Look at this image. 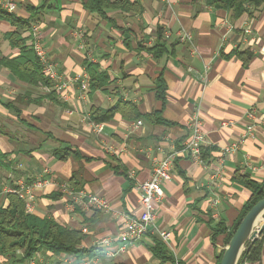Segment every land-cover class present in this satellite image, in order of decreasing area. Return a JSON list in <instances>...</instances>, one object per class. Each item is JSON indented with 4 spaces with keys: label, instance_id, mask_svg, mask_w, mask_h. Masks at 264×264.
I'll list each match as a JSON object with an SVG mask.
<instances>
[{
    "label": "crops",
    "instance_id": "0c3cea01",
    "mask_svg": "<svg viewBox=\"0 0 264 264\" xmlns=\"http://www.w3.org/2000/svg\"><path fill=\"white\" fill-rule=\"evenodd\" d=\"M14 1L17 18L28 19L29 9L39 10L33 19L40 25L41 43L63 81L89 75L88 65H96L108 80L83 99L78 85L71 84L63 99L60 93L47 96L41 85L26 84L0 67V192L38 178L51 181L34 190L32 214L81 231L80 247L97 248L104 238L116 241L122 213H141L135 184L150 178L156 161L176 152L172 179L163 185V200L156 205L154 231L123 251L114 242L109 248L113 256L100 249L94 264H158L150 251L158 231L171 233L165 244L174 262L217 264L225 235L213 236V231L218 223L230 227L250 197L235 179H264V6L252 16L232 19L229 11L207 6L205 0H129L138 11L109 10L108 19H101L86 11L82 0ZM15 30L0 20V59L19 54L5 38ZM180 31L191 34L190 42L178 40ZM21 37L29 45L28 29ZM158 44L165 51L155 59L148 50ZM236 50L251 53L245 65L235 56L226 58ZM158 78L166 88L164 104L155 97ZM117 103L132 104L139 118L115 112L95 134L91 111ZM153 112L163 123L146 119ZM195 115L205 134L200 162L183 150ZM234 145L236 151L223 154ZM65 148L80 158L59 160ZM63 183L105 197L115 215L68 203L58 196ZM7 205L2 194L0 206ZM20 257H0V264L30 261ZM34 258L60 264L56 256Z\"/></svg>",
    "mask_w": 264,
    "mask_h": 264
},
{
    "label": "trees",
    "instance_id": "16d2710c",
    "mask_svg": "<svg viewBox=\"0 0 264 264\" xmlns=\"http://www.w3.org/2000/svg\"><path fill=\"white\" fill-rule=\"evenodd\" d=\"M82 4L86 11L101 19H108L107 12L109 10L136 12L139 9L137 3H131L129 0H82ZM205 4L215 9L227 10L231 13L232 19H237L243 14L252 16L255 11H259L264 6V0H205ZM29 11L30 17L22 19L0 9V20H5L16 27V30L7 33L5 38L11 48L19 50V54L14 58L2 57L0 67L6 68L14 77L26 84L51 88L52 84L41 73V66L37 57L30 46L26 45V38L21 37L22 32L29 29L30 24L34 22L33 18L39 10L29 9ZM158 38L159 40L162 38L161 31L158 33ZM148 51L153 58L157 59L164 53L165 45L158 44ZM233 56L240 59L245 65L251 58V53L236 50L232 51L226 58ZM87 71L90 79L89 91L99 89L107 83V76L105 73L99 72L96 65H88ZM155 89L156 99L164 104L166 88L161 78L157 79ZM46 95L53 96L54 92L51 91ZM124 111H127L133 119L139 118V114L132 104L117 103L113 108L107 110L93 109L89 119L93 123H101L115 112L124 115ZM149 117H154L158 122L163 123L158 112L151 113L146 119ZM59 152H56L55 156ZM59 154L57 156L59 160H66L68 156H73L75 159L80 158L77 151L69 148L63 149V152ZM201 159H204V148H202ZM235 180L250 192V197L230 227L218 223L213 231V236L220 233L225 235V246L243 217L264 197V179L260 183L251 180L248 176L237 177ZM58 196L62 195L58 194ZM5 197L8 199V205L5 208L0 206V257L15 259L20 254L19 260L24 262L31 259L35 254H41L44 257L46 255L72 256L75 260L93 259L101 254V250L98 248L83 249L80 247L83 239L81 231L67 229L52 218H39L34 214L26 213L23 202L14 194L8 193ZM152 240L153 246L150 251L153 257L159 261L158 264L166 262L182 264L173 261L166 244L160 238L154 236ZM263 244L264 231L256 241L247 244V250L242 253L238 264H261ZM222 254L223 251L217 258V264H219Z\"/></svg>",
    "mask_w": 264,
    "mask_h": 264
},
{
    "label": "built area",
    "instance_id": "2783aa9c",
    "mask_svg": "<svg viewBox=\"0 0 264 264\" xmlns=\"http://www.w3.org/2000/svg\"><path fill=\"white\" fill-rule=\"evenodd\" d=\"M158 1L164 4L172 3V0ZM0 9L8 14H12L16 9L15 1L0 0ZM40 35L41 29L39 23L32 22L28 29L29 46L40 63L43 77L52 84L51 88L43 87L44 91L46 93L51 91L54 93H60V95L63 96L62 98L66 99V91L68 90L69 85L77 84L81 91V99H83L89 91V75L85 74L82 78H73L69 82L63 81L61 76H59L55 70L53 64L48 62L47 52L41 43ZM177 38L181 42H190L192 39L190 33L183 31H180L177 34ZM88 120L92 131L97 135L101 134L103 124L93 123L89 118ZM139 125H141L140 121L137 122V126ZM188 129L190 134L183 145V150L189 153L193 161L200 162L202 148L205 144V134L201 128V122L197 115L191 117L189 120ZM238 147L239 146L234 145L225 148L223 154H231L236 151ZM176 154V152H171L163 159L156 161L150 178L144 182H137L135 184V189L139 193L141 213L138 216H131L125 212L122 213L121 215L124 218V222L122 224V231L118 235L116 241L112 238H104L97 243L98 249H105L109 256H113L114 253L110 252L109 248L114 242L119 245L118 250L123 251L128 245L139 242L146 234L150 233V231H154L156 205L163 200V185L172 179V170ZM49 184H51V181L38 178L31 184L22 183L16 187L6 188L4 191L0 192V197L2 194L6 195L8 193L16 195L23 202L25 212L32 214L35 202L34 190L44 188ZM58 190L61 193L62 198L72 205L81 204L87 209L115 215L109 200L105 197L88 194L83 191H75L67 183L58 185ZM83 231L85 232V230ZM157 235L164 243H167L171 233L168 231H158ZM56 259L60 264H94L96 260L95 258L75 260L72 256H58ZM27 264L38 263L34 258L30 259Z\"/></svg>",
    "mask_w": 264,
    "mask_h": 264
},
{
    "label": "water",
    "instance_id": "95a60500",
    "mask_svg": "<svg viewBox=\"0 0 264 264\" xmlns=\"http://www.w3.org/2000/svg\"><path fill=\"white\" fill-rule=\"evenodd\" d=\"M264 231V197L259 200L243 217L223 249L219 264H238L247 250V244L256 241Z\"/></svg>",
    "mask_w": 264,
    "mask_h": 264
},
{
    "label": "rangeland",
    "instance_id": "374dc122",
    "mask_svg": "<svg viewBox=\"0 0 264 264\" xmlns=\"http://www.w3.org/2000/svg\"><path fill=\"white\" fill-rule=\"evenodd\" d=\"M35 260L37 261L38 264H47V262L44 261V260L42 261L41 259H36V258H35ZM40 260H41L42 263L40 262ZM107 263L110 264V262H104L103 263V261L102 262H99L98 264H107Z\"/></svg>",
    "mask_w": 264,
    "mask_h": 264
}]
</instances>
